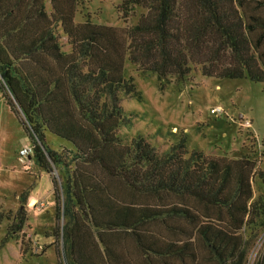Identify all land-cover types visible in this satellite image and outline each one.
Returning a JSON list of instances; mask_svg holds the SVG:
<instances>
[{"label": "trees", "instance_id": "trees-1", "mask_svg": "<svg viewBox=\"0 0 264 264\" xmlns=\"http://www.w3.org/2000/svg\"><path fill=\"white\" fill-rule=\"evenodd\" d=\"M83 1L0 0V92L51 177L59 264H246L264 171L248 155L188 151L177 133L163 152L142 132L127 141L121 95L142 100L126 61L159 91L196 71L264 84V0H122L121 20L136 22L121 27L76 22ZM15 219L18 233L23 208Z\"/></svg>", "mask_w": 264, "mask_h": 264}, {"label": "rangeland", "instance_id": "rangeland-1", "mask_svg": "<svg viewBox=\"0 0 264 264\" xmlns=\"http://www.w3.org/2000/svg\"><path fill=\"white\" fill-rule=\"evenodd\" d=\"M121 1L84 0L75 21L84 22L88 16L97 24L131 26L136 17L123 23L117 11ZM125 73L133 78L142 98L139 102L121 95L122 109L133 115L131 129L119 130L127 141L136 132H142L151 143H159V151L163 152L174 141L170 133H177L188 137V151L199 148L208 156L234 158L248 155L256 161L257 171H264V84L245 79H212L196 71L185 82L172 81L159 91L154 75L141 74L127 61ZM215 108L221 109L218 116L210 113ZM45 138L47 146L53 150L71 148L54 135L46 133ZM29 142L0 92V264H59L63 260L58 256L62 245L54 229L62 225V219L56 221L55 218L50 175L43 174V180L35 184L37 168L28 161L32 155L19 156L22 148L31 146V143L27 146ZM58 174L61 173L54 171L52 176L59 185ZM252 188L253 199L264 196V183L256 175ZM23 195L36 196L43 201H34L24 209V224L21 231L15 233L12 225L18 223L14 218L21 208L19 198ZM261 260L264 264V228L255 239L246 264H257Z\"/></svg>", "mask_w": 264, "mask_h": 264}, {"label": "crops", "instance_id": "crops-1", "mask_svg": "<svg viewBox=\"0 0 264 264\" xmlns=\"http://www.w3.org/2000/svg\"><path fill=\"white\" fill-rule=\"evenodd\" d=\"M30 145V142L28 143V145L27 146H29ZM23 149V148H22ZM29 161V165L30 166H33V167H35L36 166V168H37V170H36V172L38 173V177L35 179V184H39L42 180H43V174L44 175H46V176H48L40 167H38L36 164H35V162H34V160L33 159H29L28 160ZM34 164V165H33ZM34 170H35V168H34ZM34 173V172H33ZM37 173H35V174H37ZM50 179V178H49ZM51 180V179H50ZM51 183H52V181H51ZM52 191V190H51ZM21 197H23L22 199H23V201H24V204H23V207H21V208H23V210L24 209H26V207L28 206V207H30L31 205H33V203H34V201H37V200H41V201H43V199H38L36 196H32V197H29V196H26L25 197V195H23V196H20V201H21ZM45 199V198H44ZM46 200V199H45ZM20 208V209H21Z\"/></svg>", "mask_w": 264, "mask_h": 264}, {"label": "built area", "instance_id": "built-area-1", "mask_svg": "<svg viewBox=\"0 0 264 264\" xmlns=\"http://www.w3.org/2000/svg\"><path fill=\"white\" fill-rule=\"evenodd\" d=\"M211 114L215 115V116H218L220 113H221V109L220 108H215V109H212L210 111ZM32 152H33V148L32 146H29V147H25L23 149H21L19 151V156L21 158H25V157H29L32 155Z\"/></svg>", "mask_w": 264, "mask_h": 264}]
</instances>
